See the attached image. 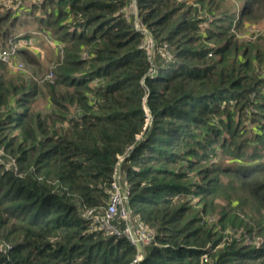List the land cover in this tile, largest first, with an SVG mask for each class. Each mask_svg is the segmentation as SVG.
Here are the masks:
<instances>
[{
  "label": "trees",
  "instance_id": "obj_1",
  "mask_svg": "<svg viewBox=\"0 0 264 264\" xmlns=\"http://www.w3.org/2000/svg\"><path fill=\"white\" fill-rule=\"evenodd\" d=\"M201 1L30 2L64 53L46 89L0 57V264H264V75L232 31L264 0ZM6 6L0 36H30ZM117 167L119 234L83 215L106 213ZM128 224L153 235L137 247Z\"/></svg>",
  "mask_w": 264,
  "mask_h": 264
},
{
  "label": "rangeland",
  "instance_id": "obj_2",
  "mask_svg": "<svg viewBox=\"0 0 264 264\" xmlns=\"http://www.w3.org/2000/svg\"><path fill=\"white\" fill-rule=\"evenodd\" d=\"M36 1V0H28L25 1L24 6H21L18 10L13 9L15 12L18 11V20L17 24L14 26V33H29L30 36L25 37L24 39L28 38L32 41V46H30L31 49H26V47H22L20 49H26L30 50L32 52V55H34L37 58V62H34V60H28L27 53L23 54L18 52V49L16 50V53L13 54V58L15 62H20L19 67L14 68V70L19 72H26L29 75H33L36 78H38V84L42 89H46V83L45 79L50 77L52 75V71L55 70L56 65L59 63V60L63 57V42L57 40L54 35H52L50 32H46L45 28L39 27V22L36 20H33L31 15L27 14V10L29 8L30 2ZM189 1L188 3H192L193 5L199 7V14L203 13V15L209 13L207 12V9H205V4L201 0H186ZM223 8L228 9V11H235L237 14L239 11V8L242 6V4L245 2V0H219ZM208 2V0H206ZM11 4H14L11 3ZM6 7L12 8V6L7 5ZM5 8V7H4ZM42 13L41 11L37 12V15L40 16ZM244 24L239 27H234L232 29L233 33L237 35V37L241 38V40L248 41L249 45H252L253 48L257 49L261 55V59H258V62L256 63L257 67L260 66V69L262 71V74L264 75V14H261L259 12H256L253 17H244ZM206 26H202L201 31L207 32L206 29L211 27L212 22L204 23ZM234 24V22H233ZM248 28L251 32V35L247 36ZM147 34L148 31L145 30ZM150 35V34H149ZM148 35V36H149ZM150 37V36H149ZM3 38H6V42L4 43ZM151 38V37H150ZM27 40V39H26ZM152 40V38H151ZM18 40H14L12 38H7L0 36V45L5 47L7 50L12 49V44L17 43ZM24 44V42H23ZM209 44H215L214 41L209 40ZM25 45V44H24ZM19 49V50H20ZM31 54V53H30ZM84 53L83 55H85ZM27 55V56H26ZM47 78V79H48ZM54 81V79H53ZM35 107L47 112L51 109V103L48 100V97L44 96L41 92L37 96ZM150 113V112H149ZM115 180L117 187L115 188L116 193H120V179H119V173L118 171L115 174ZM122 193V192H121ZM124 206V202H123ZM130 229L133 228V226L129 225ZM141 227L137 229L136 233L141 234ZM228 230L226 231V233ZM241 232V229H240ZM239 236V234H236ZM135 236V235H134ZM136 237V236H135ZM262 240V236H260L258 233H254L252 235H245V242L255 244L256 241ZM141 254V253H140ZM140 254L138 255L139 258Z\"/></svg>",
  "mask_w": 264,
  "mask_h": 264
},
{
  "label": "built area",
  "instance_id": "obj_3",
  "mask_svg": "<svg viewBox=\"0 0 264 264\" xmlns=\"http://www.w3.org/2000/svg\"><path fill=\"white\" fill-rule=\"evenodd\" d=\"M25 1L28 0H4L6 5H10L12 6L14 9L18 10L21 6H24ZM14 4H11L13 3ZM147 36V42H148V46L151 43V38ZM24 42V44H23ZM32 44L31 39H24L21 38L18 40L17 43L12 44V49H6L5 47H3L2 45H0V57L5 60L6 62H8L9 66L11 68H16L19 67V65L22 63L20 62H15L14 58H13V54L16 53V50L18 49V52L20 53V48L22 47H26L28 49H31L30 46ZM86 56V54L84 55ZM50 79L53 80L54 79V73L52 72V75H50ZM118 171L119 173V179H120V193H116L115 192V188L117 187L116 185V180H115V174ZM113 194H112V200L111 203L108 206V209L106 211V213L102 216L99 215H93L92 213V209H86L83 212V215L90 217V216H94V218L96 219V221L98 223L101 224V227H103L108 233H117L119 234L120 231L119 229L111 222L113 216L116 214L117 210H121V214L125 215L128 217V210L125 207V201L128 199V195H129V189L128 187L123 184V180H122V173L120 171V168L117 167L116 171L114 173V180H113ZM122 192V193H121ZM123 202H124V206H123ZM130 224L127 225V229H126V233L127 235L130 237L131 241L137 246L140 247L142 245V243L147 242L153 235V231L150 230L147 227H144L143 225H140L141 227V234H139V236H137L138 234L136 233V231L132 228L130 229L129 226ZM136 237H135V236ZM139 255V254H138ZM140 257L142 258V255L140 254ZM141 258H139V256H137L136 261H139Z\"/></svg>",
  "mask_w": 264,
  "mask_h": 264
}]
</instances>
